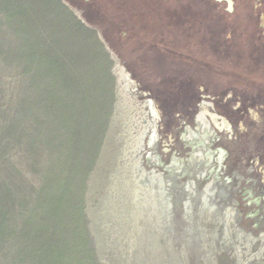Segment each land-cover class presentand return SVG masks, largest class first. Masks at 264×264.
Wrapping results in <instances>:
<instances>
[{"label":"rangeland","instance_id":"1","mask_svg":"<svg viewBox=\"0 0 264 264\" xmlns=\"http://www.w3.org/2000/svg\"><path fill=\"white\" fill-rule=\"evenodd\" d=\"M95 2L0 0V264H264V104L232 92L197 126L200 66L148 41L227 29L204 0Z\"/></svg>","mask_w":264,"mask_h":264},{"label":"flooded vegetation","instance_id":"2","mask_svg":"<svg viewBox=\"0 0 264 264\" xmlns=\"http://www.w3.org/2000/svg\"><path fill=\"white\" fill-rule=\"evenodd\" d=\"M131 1L121 0L124 10L129 13L134 10ZM70 2L73 5L77 2L76 5H78V9L83 10L81 13L84 16H87L91 9L95 10L97 7L95 0H70ZM202 6L204 7L202 13L206 15L207 12V16L209 14L212 22H215V26L217 22L219 23L215 27L216 30L227 29V34L221 37L209 36L210 38L208 37L207 40L206 34L205 44L200 42V49L205 52V55H202L204 53L201 50H199V54L196 53L197 46H188V50L183 51L184 47L177 49L174 44L170 45L171 36L162 29L158 35L150 36V40L148 37L146 39L149 42L160 43L161 55L168 56L170 61L178 59L181 61L180 59L183 57L184 63L192 62L196 68L200 66L199 72L197 69L193 71L194 73L191 72L192 82L195 79L202 81L201 97L212 102V104L204 102L202 105L207 109L210 108L215 115L224 117L232 110L225 105L226 98L232 92H236L238 98L242 97L251 104L257 102L264 104V0H204ZM196 10L199 9L192 4L190 11ZM151 28H153L152 23ZM148 30L146 31L147 35L150 34ZM171 31L173 32V30ZM179 40L181 41V39ZM215 44H219V46L215 48ZM244 48H249V54L257 56L255 65L258 72L256 77L253 76L249 62L242 65L235 61V56H244V50H242Z\"/></svg>","mask_w":264,"mask_h":264},{"label":"bare ground","instance_id":"3","mask_svg":"<svg viewBox=\"0 0 264 264\" xmlns=\"http://www.w3.org/2000/svg\"><path fill=\"white\" fill-rule=\"evenodd\" d=\"M113 57V56H112ZM114 59V67H113V71H114V75L116 76L117 79V84L119 87V91L122 94V90H135V82L130 78L129 74L126 72L125 69H123V67L119 64V62L117 61V59L115 57H113ZM123 95V94H122ZM132 103V102H131ZM207 106V105H205ZM137 107H139L141 109V111L144 109H148V112L151 113V115L154 117L156 115L154 106L152 104V101L150 100H146L145 102H143V104L138 105ZM146 109V110H147ZM147 113V112H146ZM208 115L210 117V119L212 120V122L217 125V126H225V121H221L222 124L219 122V120L217 119L218 116L210 113L209 110L207 108L204 109V112L198 114L195 118V121L197 123L198 126H207L208 125V121L205 120L204 116ZM201 128V127H200ZM189 137V136H188Z\"/></svg>","mask_w":264,"mask_h":264},{"label":"trees","instance_id":"4","mask_svg":"<svg viewBox=\"0 0 264 264\" xmlns=\"http://www.w3.org/2000/svg\"><path fill=\"white\" fill-rule=\"evenodd\" d=\"M126 11V10H125ZM127 12V11H126ZM171 30H173V28H170L168 31H171ZM144 33H146V35H147V32H144Z\"/></svg>","mask_w":264,"mask_h":264}]
</instances>
